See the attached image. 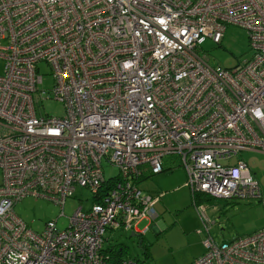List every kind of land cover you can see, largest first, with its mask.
Returning a JSON list of instances; mask_svg holds the SVG:
<instances>
[{
  "label": "built area",
  "instance_id": "obj_1",
  "mask_svg": "<svg viewBox=\"0 0 264 264\" xmlns=\"http://www.w3.org/2000/svg\"><path fill=\"white\" fill-rule=\"evenodd\" d=\"M228 24L247 30L251 56L213 67L200 45ZM0 61V264H144L111 258L106 233L155 217L159 196L138 183L165 157L194 196L261 198L237 156L264 151V0H0ZM41 63L62 116L37 114ZM103 162L118 173L105 178ZM78 186L91 206L63 230L36 232L13 210L32 196L63 214ZM203 245L189 264H264V228Z\"/></svg>",
  "mask_w": 264,
  "mask_h": 264
},
{
  "label": "rangeland",
  "instance_id": "obj_2",
  "mask_svg": "<svg viewBox=\"0 0 264 264\" xmlns=\"http://www.w3.org/2000/svg\"><path fill=\"white\" fill-rule=\"evenodd\" d=\"M201 53L206 54L211 66L232 68L251 56L246 29L228 24L226 25L220 43L205 38L201 43ZM3 63L0 61V73ZM42 83L39 92L34 94L38 115L62 116L63 105L52 98V76L45 63L39 65ZM251 169L259 183L261 198L221 199L217 198L202 204L216 206L214 213L208 211L212 221L204 226L198 209L193 205V198L186 185L187 177L180 161L175 157L164 158L165 170L150 175L139 183L144 191L159 195L154 206L158 216L155 219L142 218L135 227L145 231L144 242L149 244L148 251L136 244L137 236H131V231L117 229L107 232L109 243L125 247V256L135 258L144 264H188L192 259L204 251L203 241L210 235L217 243L229 241L238 236L251 234L264 228V151L246 150L239 153ZM236 160L231 159V163ZM105 178L113 177L118 169L103 162ZM2 172L0 169V183ZM92 194L85 187H76L73 195L66 199L63 214L59 204L46 198L23 197L16 202L13 210L32 230L40 232L48 221H56V228L63 230L68 226L69 217L78 206L88 210L91 206ZM162 221L166 228L156 232L152 224Z\"/></svg>",
  "mask_w": 264,
  "mask_h": 264
},
{
  "label": "crops",
  "instance_id": "obj_3",
  "mask_svg": "<svg viewBox=\"0 0 264 264\" xmlns=\"http://www.w3.org/2000/svg\"><path fill=\"white\" fill-rule=\"evenodd\" d=\"M150 176V174H148V175H146V176H143V177H141L140 178V180H139V183L142 181V180H145V179H147L148 177ZM138 183V184H139ZM143 190V189H142ZM144 191V190H143ZM146 193H148V194H150L151 196H153V197H156L157 196V194L156 195H154L153 193H149V192H147V191H145ZM192 194V193H191ZM159 196V195H158ZM193 196L194 195H192V198H193ZM204 202H207V201H203L202 203H204ZM209 202V201H208ZM197 203V202H196ZM199 203V202H198ZM199 204H201V202L199 203ZM156 205V204H155ZM154 205V206H155ZM193 205H194V202H193ZM215 208H213L212 209V207H210V205H208V211L210 212V213H214V212H216L218 209H216V206H214ZM156 213V212H155ZM158 216V214L156 213V215H155V217L154 218H152V219H155L156 217ZM150 220V219H149ZM147 228L148 227H145L143 230H138L135 226H134V230L133 231H131V233L133 232V233H135V234H137L136 236L137 237H139V236H141L142 238H141V246L140 247H144V246H148L149 247V244H147L146 242H144V238H143V235H144V233H145V231L147 230ZM151 228H153L156 232H161V231H163L164 230V228H166L165 227V225L163 224V222L162 221H157V222H155V223H153L152 224V226H151ZM108 232H112L111 230L110 231H108ZM107 238H108V240H107V242H106V244H105V248H109V247H112V249L115 251L118 247L119 248H121V245H118V244H114V245H112V244H110L108 241H109V239H110V237L109 236H107ZM139 240V239H138ZM123 247V246H122ZM204 251H205V248H204ZM204 251L201 253V254H199V255H196L192 260H194L196 257H198V256H200V255H202L203 253H204ZM125 252L126 251H124V252H121L120 253V255L122 256V257H126L125 256ZM145 255H146V253H145ZM191 262V261H190ZM189 262V263H190ZM188 263V264H189Z\"/></svg>",
  "mask_w": 264,
  "mask_h": 264
},
{
  "label": "trees",
  "instance_id": "obj_4",
  "mask_svg": "<svg viewBox=\"0 0 264 264\" xmlns=\"http://www.w3.org/2000/svg\"><path fill=\"white\" fill-rule=\"evenodd\" d=\"M212 200H214V198L209 197V196H203V195L193 196V202L194 203H196V202L202 203L203 201H212ZM143 250L145 253H147L148 246H144ZM124 251H125V247H121V248L118 247L115 251L112 249V247L106 248V252L110 253L111 258H119L121 256L120 253L124 252Z\"/></svg>",
  "mask_w": 264,
  "mask_h": 264
},
{
  "label": "water",
  "instance_id": "obj_5",
  "mask_svg": "<svg viewBox=\"0 0 264 264\" xmlns=\"http://www.w3.org/2000/svg\"><path fill=\"white\" fill-rule=\"evenodd\" d=\"M136 235H137V234H135V233H133V232L131 233V236H136ZM137 246H138V247L141 246V239L138 240V242H137Z\"/></svg>",
  "mask_w": 264,
  "mask_h": 264
},
{
  "label": "flooded vegetation",
  "instance_id": "obj_6",
  "mask_svg": "<svg viewBox=\"0 0 264 264\" xmlns=\"http://www.w3.org/2000/svg\"><path fill=\"white\" fill-rule=\"evenodd\" d=\"M141 238H142L141 236L138 237V239H141ZM138 239L136 240V244H137V242H138Z\"/></svg>",
  "mask_w": 264,
  "mask_h": 264
}]
</instances>
